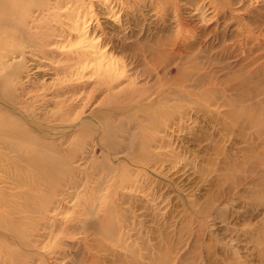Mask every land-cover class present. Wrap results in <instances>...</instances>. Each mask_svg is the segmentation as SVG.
Instances as JSON below:
<instances>
[{
  "label": "rangeland",
  "instance_id": "obj_1",
  "mask_svg": "<svg viewBox=\"0 0 264 264\" xmlns=\"http://www.w3.org/2000/svg\"><path fill=\"white\" fill-rule=\"evenodd\" d=\"M13 47L27 80L0 85L63 164L0 216V264H264V0H0Z\"/></svg>",
  "mask_w": 264,
  "mask_h": 264
},
{
  "label": "bare ground",
  "instance_id": "obj_2",
  "mask_svg": "<svg viewBox=\"0 0 264 264\" xmlns=\"http://www.w3.org/2000/svg\"><path fill=\"white\" fill-rule=\"evenodd\" d=\"M177 47L179 49L181 48L179 46ZM40 48L34 49V51H39L43 54H48L50 51H52L51 49ZM9 51L11 54L4 53L0 56V70L3 71V75L0 76V84L2 83V79L14 78L15 82L13 85H10V87H14V85L22 83L24 79L23 74H26V72L24 73L23 71V68L25 67L24 60L30 57V55H32L34 52L30 49H24V47H13V49H10ZM14 59L20 60L14 62ZM186 70L188 69H185L184 71ZM26 77H28V75H26ZM58 89L60 88L55 89L54 96L60 93V90L58 91ZM63 102L64 100L62 99L57 101L55 100L54 105L57 103L62 105L61 103ZM30 105L32 108H29L26 113L21 110L23 109L22 107H25L26 109V107ZM68 105H70V103ZM246 113L249 115L248 111H246ZM46 114L47 113L45 111H43L41 108L38 109V107L35 105H32L27 99L22 98L17 92L13 93L11 89L6 87L2 88L0 85V166L3 168L2 172L5 177L4 179H1L0 177V216L4 217L12 213L10 202H13L17 198L20 199L22 203L30 199H38V201L40 199L43 200L44 198L39 194H34L33 190H36L40 187L39 183L41 180H45V172L50 173V171L57 170L58 167L63 164V161L61 160L62 156L60 155V143L58 138H56L60 135V131L55 126L45 125L46 123L43 120L49 118V116ZM56 118L60 119L62 116L59 115ZM106 118L111 117L109 114H107ZM86 123L87 122L83 121L71 123L67 126V129L68 131L72 132H83L85 129L89 128L90 125H92ZM244 153H250V146H248ZM230 162V160L227 162L228 166ZM6 176L8 179H6ZM40 176H43L44 178H41ZM252 182L253 190L250 194L253 197L250 196V198L255 201H261V198L256 197L254 193L256 194V191H258V189L263 186L264 181L258 174L257 178H255ZM13 183L17 186H26L27 191L19 190L10 192L3 189L4 187H7L9 184ZM257 224V231L264 230V213L261 217V220ZM166 258V261H168V264H170L172 262V256L170 258L167 256Z\"/></svg>",
  "mask_w": 264,
  "mask_h": 264
}]
</instances>
